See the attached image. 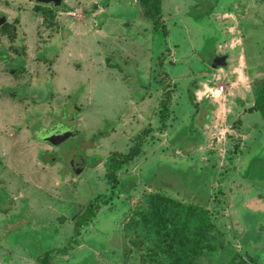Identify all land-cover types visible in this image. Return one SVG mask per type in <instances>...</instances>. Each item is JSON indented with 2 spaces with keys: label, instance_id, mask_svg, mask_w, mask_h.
I'll use <instances>...</instances> for the list:
<instances>
[{
  "label": "rangeland",
  "instance_id": "1",
  "mask_svg": "<svg viewBox=\"0 0 264 264\" xmlns=\"http://www.w3.org/2000/svg\"><path fill=\"white\" fill-rule=\"evenodd\" d=\"M35 1L0 0L7 18L0 28V142L8 157L0 153V264H39L46 251L68 247L75 221L96 197L97 216L54 264H184L190 232L206 222L196 264H264V120L243 112L254 96L241 102L243 89L231 86L238 79L230 75L241 38L247 52L258 38L264 51V0H163L168 35L135 0H63L60 8ZM227 53L228 68L213 70ZM249 66L255 92L264 62ZM219 74L231 120H243V133L251 134L241 145L238 122L225 121V133L216 128L212 147L198 152L209 143L202 131L212 105L204 101L194 112L189 84ZM167 86L172 112L159 131L158 101ZM130 101L146 111L143 118ZM148 125L153 132L141 154L116 169L118 185H110L106 161L127 153ZM62 128L74 136L53 148ZM21 143H29L26 152ZM33 143L49 145L50 153L27 152ZM37 161L58 170L44 177ZM20 185L33 200L52 204L14 201ZM157 192L180 204L173 210L162 202L177 235L174 255L149 253L159 232L146 229L140 216L151 213Z\"/></svg>",
  "mask_w": 264,
  "mask_h": 264
},
{
  "label": "trees",
  "instance_id": "2",
  "mask_svg": "<svg viewBox=\"0 0 264 264\" xmlns=\"http://www.w3.org/2000/svg\"><path fill=\"white\" fill-rule=\"evenodd\" d=\"M139 3L140 7L142 8L144 15L150 18L155 28L160 27L165 35H168V31L164 28L162 23V5L163 0H135ZM7 24V23H6ZM6 24L2 27H6ZM1 27V28H2ZM200 80L192 79L189 84L188 90V98L192 105L195 108L199 109L197 104V99L195 95V91L198 89V83ZM173 92L171 93V88L167 86V91L163 93L161 100L159 101V122L160 126L158 127L159 131H166L169 126V119L172 112V99ZM255 106L252 108V111L259 112L264 120V80L258 85L255 91ZM212 110V109H211ZM237 121L234 123V125ZM153 132V127L148 125L144 128L143 132L139 135H136L133 139V145L129 148L127 153H120L115 152L112 154V157L106 161L108 165V170L106 172L107 182L112 185H118L119 179L117 177V170L120 166H125L133 162L142 152L143 143L145 139L150 136ZM203 141L200 139L199 144H202ZM198 144V145H199ZM213 159V158H212ZM211 160V159H210ZM164 198L169 200V205L173 207H178L177 203H174L170 195L157 192L153 198V206L152 211L150 214H142L140 216L141 223L144 227L148 230L154 231V233L159 232L158 242L155 245V250H151L150 254H158V253H165L167 251L170 252V255H174V251L177 247V235L174 233L173 228L171 227L173 218L167 215V208L162 203L164 202ZM169 198V199H168ZM177 200V199H176ZM174 200V201H176ZM99 197H96L94 201L86 207V209L78 216L77 221H75L73 236L70 240V244L68 247L63 249H51L46 251L39 259V264H54L55 256H67L72 248L76 245V239L80 235V232L89 225V221L97 216L100 207ZM197 206V205H193ZM210 225L208 222L202 223L196 226L191 232L190 237L188 239L189 246L187 248L188 256L187 260L184 264H196V261L202 254V241L203 237L210 231ZM163 230H165L163 232ZM170 241L168 245L166 242ZM165 242V243H164ZM73 244V245H72ZM242 264H253L247 263L241 260ZM173 264V263H168Z\"/></svg>",
  "mask_w": 264,
  "mask_h": 264
},
{
  "label": "crops",
  "instance_id": "3",
  "mask_svg": "<svg viewBox=\"0 0 264 264\" xmlns=\"http://www.w3.org/2000/svg\"><path fill=\"white\" fill-rule=\"evenodd\" d=\"M230 35L231 34H229L227 36H230ZM245 40L246 39H243V38L240 39L241 55H240V57L238 58V61H237L238 65H236V63L233 64V66H232V68L230 70V75H233V76L235 75L236 76L235 78H237L238 81L240 80L239 81L240 83L237 81L236 83H232L231 86H237L238 84H240L239 88L240 89H243L242 91H240V101L241 102H244L246 98L252 97V95L254 96V99H256L255 98V92H254L253 87H252V85L254 84V78H255V75L254 74L255 73L250 72L249 63L252 62L254 64V63H257V62H259V63L264 62V59H263L264 51L261 48L262 47V45H261V42L262 41H260V39L258 38L256 41H254V43L252 42V46L250 47L251 49H248V52H247L244 49V47H245V44H244ZM231 43H232V41H231ZM248 55H249V57H248ZM255 67H257V65H254L252 67V70ZM213 76H215V77L212 80H209V82H206V83L205 82L204 83L203 82L198 83L199 84L198 89L195 91V95H196V98H197V104H198L199 109H201L200 107H202V104H203L204 101L205 102H208V103H210L212 105L211 115L209 116L208 122L204 125V129L202 131V135H203V137H205V140L207 142H209V143H212V144L205 143L206 146L205 145L199 146L198 149H197L198 152H200V150L202 151V148L203 147L204 148H206V147L211 148L212 147L213 141H212L211 137L213 138L214 137V134H216V128L219 129V131H220L221 134L225 133L224 130L220 129V128H223L221 126H223L222 123L225 122V121L226 122L228 121V124L229 125H230V122L229 121H233V124L236 121L238 122V124H237L238 125L237 130L235 132L233 130H230V131L234 132L236 134V136L238 138H240L241 145H245V141L248 139V137L251 134V131H249L248 134H244L243 133V129H244L243 128L244 127L243 120H241V119H233V120H231V116H234L233 108L232 107H228L225 103H223L224 97L221 100H214L210 96L211 91L214 90L217 86H221V85L225 86L224 83H221V80L223 79V77H222L221 74H219V75H213ZM263 80H264V78H263ZM225 91H226V86H225ZM151 96H152L151 94L148 95V99L149 100L151 99ZM159 101H160V99H159ZM159 101H158V104H159ZM130 103L134 107H138L139 106L138 103H133L132 101H130ZM192 106L194 108V112H197V108H195L194 105H192ZM254 106H255V101L250 102V103L244 105L243 112L244 113H249V114H252L253 112H257V111H252V108ZM144 107H145V104H144ZM139 112H140V116L143 118L144 117L143 112H146V111L145 110H142V108H140V106H139ZM157 113H158V117H159V107L157 108ZM145 121H147V120H145ZM158 123H159V118H158ZM233 124H232V126H233ZM159 126H160V124H159ZM249 127H251V126L248 124V127L247 128H249ZM22 130H23V128L21 129V131ZM28 139H26V140H28ZM219 140L221 141L220 138H219ZM17 141H19V135L17 137ZM6 144H7L6 142H3V141L0 142V153L1 154H4V157L8 158L7 155H5L6 153L4 152V150L7 147ZM17 144H18V142H15L14 143V145H17ZM33 144H34V146L31 147L32 149L30 148V149L27 150V152L30 151L31 154H35V151H36L37 148H38V150L44 151L46 153L50 151L49 150L50 149L49 148L50 146H48V145L45 146V147H42V145L38 146L39 144H37V143H33ZM20 145L23 146V151L26 148L29 147V143H25V144L24 143H21ZM241 151H243V150H241ZM25 152H26V150H25ZM209 154H212V153L209 152ZM215 154L217 155L216 156L217 162L220 165L221 164H223V165L226 164L225 161L227 160V158L225 159V154H221L219 152H215ZM205 161H207V160H205ZM37 165L39 167L40 173L44 177H52V173L53 172H56L58 170V166L57 165L50 166V167H49V165H45L44 166L39 161H37ZM48 173H50V175H48ZM19 189L21 191L19 190L20 192L18 193V195L14 199V201L20 200V199L21 200H28V204H29L30 207H31V205L33 203H38L40 206H42V205H44V203H42V202H47V201H37V200H33V198L31 197L30 194L24 193L25 192L24 191L25 189L23 188L22 185L19 186ZM47 203H49V202H47ZM18 204L19 203H17V205ZM49 204H52V202H50ZM17 205H14V206L16 207ZM51 208H53V207H51ZM55 214H58V213L55 212ZM61 215H60V217H61ZM0 217H3V216L1 215ZM56 217H58V216H55V218ZM60 217H58V218L60 219ZM22 260L24 261L25 260V257H23Z\"/></svg>",
  "mask_w": 264,
  "mask_h": 264
},
{
  "label": "water",
  "instance_id": "4",
  "mask_svg": "<svg viewBox=\"0 0 264 264\" xmlns=\"http://www.w3.org/2000/svg\"><path fill=\"white\" fill-rule=\"evenodd\" d=\"M35 3L38 5H44V6L46 5V6H53L56 8H60L62 7L63 0H36ZM6 23H7V18L3 15H0V28ZM228 58H229V53L218 56L216 65L212 67L213 70L227 69L228 68ZM72 134H73V131L71 129L62 128L61 132L57 136L58 138L51 142H53L52 144L55 147H58L62 145L63 143H65L67 140H69L72 137ZM79 159H82V158H79ZM80 166H81L79 169L80 171H77V173H81L84 170L85 163L84 162L82 163L81 161Z\"/></svg>",
  "mask_w": 264,
  "mask_h": 264
},
{
  "label": "built area",
  "instance_id": "5",
  "mask_svg": "<svg viewBox=\"0 0 264 264\" xmlns=\"http://www.w3.org/2000/svg\"><path fill=\"white\" fill-rule=\"evenodd\" d=\"M224 93H225V86L221 85V86H217L214 90H212L210 96L214 100H221L224 97Z\"/></svg>",
  "mask_w": 264,
  "mask_h": 264
},
{
  "label": "flooded vegetation",
  "instance_id": "6",
  "mask_svg": "<svg viewBox=\"0 0 264 264\" xmlns=\"http://www.w3.org/2000/svg\"><path fill=\"white\" fill-rule=\"evenodd\" d=\"M0 15H1V14H0ZM72 136H74V131H73ZM48 146H49V145H48ZM51 147H52V146H51ZM58 147H59V146H58ZM58 147H55V146H54L53 148H56V149H57ZM45 153H46V152H45ZM47 153H49V152H47ZM74 169H76L75 166H74Z\"/></svg>",
  "mask_w": 264,
  "mask_h": 264
}]
</instances>
